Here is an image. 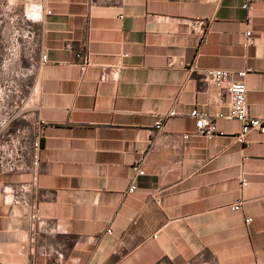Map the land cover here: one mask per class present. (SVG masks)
<instances>
[{"label": "crops", "instance_id": "1", "mask_svg": "<svg viewBox=\"0 0 264 264\" xmlns=\"http://www.w3.org/2000/svg\"><path fill=\"white\" fill-rule=\"evenodd\" d=\"M247 1H43L48 62L11 127L42 124L43 222L3 195L28 176L0 175V264H264V135L242 143L224 119L220 136L192 135L195 109L230 102L196 64L247 71L249 116L264 117V0Z\"/></svg>", "mask_w": 264, "mask_h": 264}, {"label": "built area", "instance_id": "2", "mask_svg": "<svg viewBox=\"0 0 264 264\" xmlns=\"http://www.w3.org/2000/svg\"><path fill=\"white\" fill-rule=\"evenodd\" d=\"M36 8L39 14L47 15L51 12L46 10L43 4L44 0H37ZM247 11L253 9V0H248L243 6ZM252 20H248V29L246 32V44H252V30L250 29ZM48 55L46 52L39 53V66L47 64ZM88 63H86V66ZM191 70L198 71L207 83L217 86L221 93H227L230 96L227 113H219L215 116L210 115L203 110L195 109L191 116L196 121V132L192 135L202 136L209 140L220 136L217 121L236 120L242 123V131L238 136L240 142H244L245 138L253 131H257L264 135V117L252 118L248 113V88L245 79L248 75L247 71L235 74L223 69H199L197 64L192 66ZM0 107V175L1 176H28V180L20 183H10L3 188V195L12 207L23 209L29 212V216L37 223H42L39 206L33 203V195L39 186L40 181V165L42 154V124L31 123L28 126L19 127L11 130L12 125L22 119H25L29 111L32 109L33 99L28 94L18 92L14 99L4 98ZM176 115L171 112L169 115L159 119L158 126H162L165 119ZM191 135H186L188 139ZM143 160L139 161L134 170L137 176H144L145 171L142 169ZM249 182L247 179L242 180L241 186L247 187ZM136 185H133L129 193H134ZM243 201H238L230 206L233 211L242 209ZM252 219H248L247 223H251ZM111 234V231H108ZM156 237V236H155Z\"/></svg>", "mask_w": 264, "mask_h": 264}, {"label": "rangeland", "instance_id": "3", "mask_svg": "<svg viewBox=\"0 0 264 264\" xmlns=\"http://www.w3.org/2000/svg\"><path fill=\"white\" fill-rule=\"evenodd\" d=\"M35 2L0 0V107L28 94L38 69L41 15Z\"/></svg>", "mask_w": 264, "mask_h": 264}]
</instances>
